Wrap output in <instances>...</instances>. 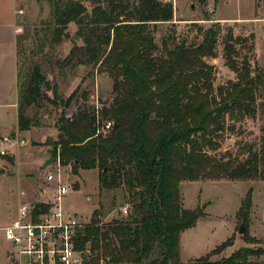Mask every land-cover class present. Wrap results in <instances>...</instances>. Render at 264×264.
<instances>
[{
    "label": "trees",
    "instance_id": "trees-1",
    "mask_svg": "<svg viewBox=\"0 0 264 264\" xmlns=\"http://www.w3.org/2000/svg\"><path fill=\"white\" fill-rule=\"evenodd\" d=\"M86 1L91 10L79 0H54L53 26L49 25L47 34L52 44H60L69 37L65 33L69 24L78 25L77 36L84 44L71 49L67 62L76 59L77 65L108 73L114 97L102 111L85 106L70 117L61 116L57 139L50 146L54 158L59 154L61 165H70L75 175L80 170H98L101 190L125 185L135 218L104 225L95 210L77 238L85 264H264L251 260L264 258V249L254 247L212 260L233 244L230 239L197 261L180 259L182 233L195 228L205 215L200 208L183 209L182 183L264 181V142L261 150L248 143L239 146L235 155L226 153L220 158L208 152L219 148L228 119L257 115L261 79L253 75L247 58L240 62L237 46L245 40L231 29L223 35L225 66L236 74V80L216 87V68L207 59L218 55L220 23L209 28L193 23L191 28L198 30L193 39L176 37L173 24L159 48L157 25L173 21L172 0ZM17 46L22 47V42ZM18 80L20 132L36 127L27 114L30 108L45 103L68 108L75 98L74 92L62 99L40 64H32L24 73L19 69ZM105 121L113 127L98 134ZM9 162L13 164L14 159ZM251 192L237 213L244 226L252 208ZM37 206L48 208L47 204Z\"/></svg>",
    "mask_w": 264,
    "mask_h": 264
},
{
    "label": "rangeland",
    "instance_id": "rangeland-1",
    "mask_svg": "<svg viewBox=\"0 0 264 264\" xmlns=\"http://www.w3.org/2000/svg\"><path fill=\"white\" fill-rule=\"evenodd\" d=\"M53 1L0 0V139L6 135L25 143L19 148L12 143L0 144V150L8 153L7 156L0 155V264L5 263V255L10 249L2 229L12 222L18 208L30 202L38 203L39 198H51L56 192L57 183L45 181L49 168H44V164L50 158L47 150H52L51 142L57 139L58 119L61 116L70 117L85 106L99 107L102 111L105 106H110L114 97L113 79L108 73L101 74L91 65H77L76 59L67 62L71 49L84 44L77 36L78 25L69 24L65 29L69 37L64 38L62 43H51L47 31L53 24ZM79 1L91 10L88 1ZM172 2L175 9L173 21L157 25L155 38L159 48H162L173 24L176 26V37L193 39L198 35V30L191 28L193 23L204 28L220 23L223 32L217 46L218 55L207 59L216 68L215 86L236 80V74L225 66L223 52V35L230 29L234 36L245 40L237 46L241 53L240 62L247 58L253 75H259L261 79L256 96L257 115L238 121L228 119L229 128L220 139L219 148L208 152L218 158L226 153L235 155L239 146L248 143L261 150L264 142V0H218L217 3L210 0L205 4L199 0ZM18 41L22 42V47L17 46ZM21 50L22 55L19 53ZM35 63L41 65L43 73L50 84L58 88L62 99L67 100L74 92L75 98L68 108L63 104L54 106L48 103L41 108H30L27 114L36 127L20 135L10 134L16 125L13 109L10 108L11 103L16 102L19 91L18 71L21 69L24 73ZM85 95L87 99H84ZM10 158L14 159L13 164H10ZM55 159L53 157V162ZM61 166L63 183L72 187V191L63 198L62 206L76 214L84 225L91 223L95 210L101 214V224L104 225L113 220L126 222L135 218L133 199L125 185L101 190L98 170H80L75 175L70 165ZM57 169L53 166L50 171L57 174ZM44 189L46 195L40 197ZM249 189L252 190V208L244 236L239 232L243 224L237 213ZM181 196L184 210L200 208L205 212L195 228L181 235L183 263L187 262L188 255L194 258L188 262L197 261L229 239L233 244L219 255L212 256V260L227 258L241 248L264 249V181H186L181 184ZM127 204L130 210L125 216L122 209ZM244 237L255 243L250 244ZM251 260L263 262L264 258ZM101 264L106 263L102 261Z\"/></svg>",
    "mask_w": 264,
    "mask_h": 264
},
{
    "label": "built area",
    "instance_id": "built-area-1",
    "mask_svg": "<svg viewBox=\"0 0 264 264\" xmlns=\"http://www.w3.org/2000/svg\"><path fill=\"white\" fill-rule=\"evenodd\" d=\"M112 127V122H105L97 133H104ZM2 143H12L18 148L25 144L8 136L0 139ZM0 155L7 156L8 153L0 150ZM53 166L58 168L57 174L50 171ZM48 168L45 180L57 183L54 201L27 203L18 208L16 217L2 229L10 244L3 264H85V254L77 246V238L85 225L76 214L62 206L63 198L72 187L63 183L59 154ZM38 204H47L48 208L38 207ZM129 209V205H125L122 213L128 216Z\"/></svg>",
    "mask_w": 264,
    "mask_h": 264
},
{
    "label": "crops",
    "instance_id": "crops-1",
    "mask_svg": "<svg viewBox=\"0 0 264 264\" xmlns=\"http://www.w3.org/2000/svg\"><path fill=\"white\" fill-rule=\"evenodd\" d=\"M17 102H18V94H17V99H16V102H13V103H11V108L10 109H13V116H14V119H15V121H16V125H15V127H14V129H13V131L10 133V134H12V133H15V134H21V133H24V132H20L19 130H18V121H17V119H18V105H17ZM10 136V135H9ZM3 137H7L6 135L5 136H3ZM48 151V150H47ZM46 181V180H45ZM48 183H50V182H48ZM41 195H46V191H45V189L40 193V197H41ZM54 201V199H53V196L51 197V198H44L43 200H41L40 198L37 200V202L38 203H52ZM30 203H33V202H30ZM34 204H37V203H34ZM17 213V212H16ZM16 213H15V217H16ZM11 223V222H10ZM9 225V224H8ZM189 230V229H188ZM181 239V238H180ZM191 254V253H190ZM181 255H182V249H181V253H180V259H181ZM186 259H187V262L186 263H188V261H190V260H192V259H194V258H192V256L191 255H188L187 257H186ZM195 259H198V258H195ZM181 261H182V259H181ZM183 262V261H182Z\"/></svg>",
    "mask_w": 264,
    "mask_h": 264
},
{
    "label": "water",
    "instance_id": "water-1",
    "mask_svg": "<svg viewBox=\"0 0 264 264\" xmlns=\"http://www.w3.org/2000/svg\"><path fill=\"white\" fill-rule=\"evenodd\" d=\"M47 152H49L50 154V158L45 162L44 164V168H47L48 166H50L52 164L53 161V157H54V152L53 150H48ZM241 234H245L246 233V228L244 225H241L240 231ZM86 257V256H85Z\"/></svg>",
    "mask_w": 264,
    "mask_h": 264
}]
</instances>
